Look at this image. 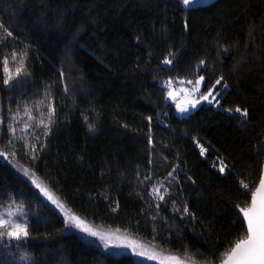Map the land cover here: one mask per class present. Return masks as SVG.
Masks as SVG:
<instances>
[{"label": "trees", "instance_id": "trees-1", "mask_svg": "<svg viewBox=\"0 0 264 264\" xmlns=\"http://www.w3.org/2000/svg\"><path fill=\"white\" fill-rule=\"evenodd\" d=\"M0 25L2 114H29V132L7 151L81 218L218 264L245 234L237 205L250 198L241 181L257 186L264 162V0L198 9L171 0H0ZM4 57L11 71L23 62L11 87L3 84ZM201 74L205 91L223 77L216 104L179 117L164 84ZM159 181L166 191L156 203ZM7 205L29 210L32 235L19 248L0 241V264H29L18 259L24 252L32 264H138L67 234L0 159Z\"/></svg>", "mask_w": 264, "mask_h": 264}, {"label": "snow or ice", "instance_id": "snow-or-ice-1", "mask_svg": "<svg viewBox=\"0 0 264 264\" xmlns=\"http://www.w3.org/2000/svg\"><path fill=\"white\" fill-rule=\"evenodd\" d=\"M195 0H183L184 5H191ZM3 25H0L2 27ZM8 37H12L13 32H7ZM225 51H227L225 49ZM9 61L7 57L3 58V72L6 75V78L3 79V84L11 87L14 79L19 78L21 72L24 71L23 62H21V66L17 67L15 70V77L11 75V69L7 67ZM165 65H173V59H165L163 61ZM201 65L205 64L204 60L200 61ZM174 70V69H173ZM203 70V69H202ZM60 71L61 77L64 76V72ZM217 79L215 81L216 85L221 84V80ZM205 76L199 75L198 80L193 84V81L188 80V84H192L193 87L188 91L189 97L188 99L182 101L177 105L179 111L181 113H187L189 110V106L191 108H195L201 101H208L212 103L215 95H214V86L212 88H208L207 92L200 91V85L204 82ZM168 84H171V80L168 81ZM227 85H225L226 87ZM64 91H68L67 83H64ZM169 97H175L176 93L174 91L168 92ZM47 98V97H46ZM211 98V99H210ZM231 111V110H230ZM50 112L52 115L49 116V124L51 123L52 116L56 112L55 104L53 102L50 105ZM235 112L241 113L243 117H248L247 109H241L239 107L235 108ZM151 121L152 117L147 118ZM0 123H3L0 121ZM41 124L44 123L43 120L40 121ZM25 128H28L29 125L25 124ZM89 129L93 128V125H88ZM14 133L15 129H11ZM50 131V127H49ZM47 134V133H46ZM149 142H151V137H149ZM35 148L32 149L33 155L31 156V160L35 161L37 156L35 155ZM0 158L7 159V152H0ZM227 165H223L219 168L221 173L225 172ZM172 174L169 173V176ZM24 176L29 177L31 179V183L35 184L37 188L52 202V204L56 205L62 212H64L65 217L67 218V222L70 227H75L80 229L81 232L87 233L90 237H97L99 241L104 243V246L107 248L111 245L115 249H129L132 254L137 257H143L149 261H159V264H184V261L181 260L177 256H159L157 253L151 250H144L142 245H138L133 241L126 240L119 236H112L110 234H102L92 228H90L83 220L79 217L73 216L68 213L64 206L44 187H42L35 180L34 176H32L31 170H25ZM243 185V189L248 190L247 195L250 198V203L247 207H240L239 213L240 215V223L244 228L245 234L242 238H236L234 243L220 256H217L218 264H264V175H261L259 178L258 186L249 189V184L241 181ZM151 192L154 194H159L160 189L157 187H152ZM160 200H164L162 195L159 196ZM159 207V204H157ZM184 212L187 213L188 209L185 207ZM21 215H26L21 213ZM32 233L30 231V225L27 222H20L17 218L13 216L12 212L0 213V241L5 243V246H8V243L11 241L17 242L16 246L19 248L21 244L27 242ZM115 255H119V252L113 253ZM20 260L28 261L29 264H32V257L28 252H24L21 256L18 257ZM207 264V262H206Z\"/></svg>", "mask_w": 264, "mask_h": 264}, {"label": "rangeland", "instance_id": "rangeland-1", "mask_svg": "<svg viewBox=\"0 0 264 264\" xmlns=\"http://www.w3.org/2000/svg\"><path fill=\"white\" fill-rule=\"evenodd\" d=\"M183 7H187L188 5H184L183 4V0H171ZM11 75L13 77H15V71H11ZM199 77H197L193 81V84H195V82L198 80ZM188 80H180V79H172L171 80V84L169 85L168 82L164 84V86L166 87L167 91H166V99L168 102H170L175 109V113L179 116V117H183V116H188L190 114H192L193 112H195L202 104L207 103V104H216V101L218 99V95L219 92L216 90V88L220 85H216L214 87V95L215 98L213 100L212 103H209L208 101H201L195 108H191L189 106V110L187 113H181L177 107L178 104H180L182 101L190 98L188 91L186 90H190L193 85L192 84H188L187 83ZM204 86H205V81L201 83L200 85V91L201 92H207L204 90ZM169 91H174L176 93L175 97H169L168 92ZM211 99V98H210ZM10 115H8V119L5 120V117L2 114V108H1V104H0V121H2L3 123H0V152H7L8 153V158L7 159H3L0 158L1 160H3L4 162H6L8 164V166L16 173L17 176H19L21 179H23L24 181H26L37 193V195L48 205L50 206L64 221L65 223V232L67 234H74L77 235L79 238H81L83 241L94 245L95 247H97L98 249H100L101 251H103L105 254L107 255H111V256H130L132 257L138 264H159V261H149L143 257H137L134 254L131 253V251L129 249H115L113 248L111 245H109L107 248L104 246V243L99 241V239L97 237H90L87 233H83L80 231V229H77L75 227H70L68 222H67V218L64 215V212H62L59 208L56 207V205L52 204V202L50 200H48V198L39 190V188L36 187L35 184L31 183V179L29 177H25L24 176V171L25 170H31L28 167H26L25 165H23L15 156H12V154L7 151L6 147L10 150L11 149V141H20L24 139V137H26L27 133L29 132V128H25L24 125L29 123L28 115H18L15 114L11 117V113H9ZM28 125V124H27ZM11 129H15V132L13 133L11 131ZM4 133H6L8 135V139H5ZM9 142V143H8ZM5 143V144H3ZM32 176H34L35 180L37 181V183H39L42 187L46 188L63 206L64 209L70 213L73 216L79 217L81 220H83L90 228L102 233V234H110L112 236H119L121 238H124L126 240L129 241H133L138 245H142L144 250H151L154 251L155 253H157L159 256L162 257H166V256H177L179 257L181 260L184 261V264H196L193 263L192 261H190L187 257H182L176 254H171V253H167L163 250H161L158 247H155L154 245L151 244H147L143 241H140L136 238H134L133 236H131L130 234H127L125 232H121V231H117V230H112V229H106V228H102L100 226H97L83 218H81L80 216H78L76 213H74L48 186L46 183H44L35 173L34 171L31 170ZM154 187H157L160 189L159 194H154L151 192V197L152 199L156 202L159 203L161 200L159 199V196L162 195L164 196L166 188L164 186V182L159 181L156 183V185ZM7 212H12L13 216L15 218H17L18 220H20V222H27L29 223V210H27L24 207H19V206H15V205H7V206H0V213H7ZM21 213H24L26 215H21ZM115 252H119V255H115L113 253Z\"/></svg>", "mask_w": 264, "mask_h": 264}, {"label": "water", "instance_id": "water-1", "mask_svg": "<svg viewBox=\"0 0 264 264\" xmlns=\"http://www.w3.org/2000/svg\"><path fill=\"white\" fill-rule=\"evenodd\" d=\"M218 1H221V0H195L194 3H192L191 5H188V6L190 8H193V9L207 8V7H210L213 4L217 3ZM261 175H264V162L262 165ZM257 186H258V184H257ZM238 213H239V210H238ZM240 215H242V214H240Z\"/></svg>", "mask_w": 264, "mask_h": 264}]
</instances>
